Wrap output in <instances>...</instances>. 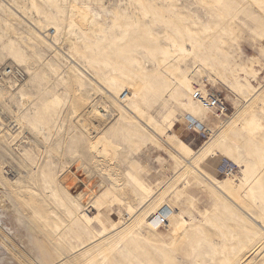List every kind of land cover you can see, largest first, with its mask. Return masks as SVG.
<instances>
[{
    "label": "rangeland",
    "instance_id": "rangeland-1",
    "mask_svg": "<svg viewBox=\"0 0 264 264\" xmlns=\"http://www.w3.org/2000/svg\"><path fill=\"white\" fill-rule=\"evenodd\" d=\"M7 68L0 264H264V0H0Z\"/></svg>",
    "mask_w": 264,
    "mask_h": 264
},
{
    "label": "built area",
    "instance_id": "built-area-1",
    "mask_svg": "<svg viewBox=\"0 0 264 264\" xmlns=\"http://www.w3.org/2000/svg\"><path fill=\"white\" fill-rule=\"evenodd\" d=\"M26 74L20 68H7L5 71L0 72V80L4 82H11L15 85L21 84L25 81ZM193 100L200 102L209 112L214 114L216 117L224 119L229 118L231 113L230 106L223 96L219 94H213L205 89L196 87L192 96ZM189 125L195 131L198 129H203L204 125L196 121L194 118L190 117L188 119ZM228 175H232L233 171L226 170ZM161 225L167 224V217L164 215L160 219Z\"/></svg>",
    "mask_w": 264,
    "mask_h": 264
},
{
    "label": "bare ground",
    "instance_id": "bare-ground-1",
    "mask_svg": "<svg viewBox=\"0 0 264 264\" xmlns=\"http://www.w3.org/2000/svg\"><path fill=\"white\" fill-rule=\"evenodd\" d=\"M1 81V80H0ZM193 93H194V89H193ZM193 93H192V96H193ZM122 98H121V101H126L127 99H129V94H128V92H126V93H124V94H122V96H121ZM195 101V100H194ZM196 103H198L202 108H204L205 110H207L200 102H197V101H195ZM98 107H96L95 106V108H93V110H94V113H95V115L96 114H98V115H96V117H99V118H106L107 117V115H106V111H108V108H104V113H102V112H100V111H98V109H97ZM208 111V110H207ZM209 112V111H208ZM91 113V112H90ZM93 113V112H92ZM110 117V116H109ZM108 117V118H109ZM193 118V117H192ZM100 120V119H99ZM196 120V119H195ZM103 121V120H102ZM106 121V120H105ZM196 121H198L199 123H201V124H203L201 121H199V120H196ZM104 122V121H103ZM16 125H15V127H19L18 129H17V132H18V130L20 131V129L22 128V122L20 121V120H16ZM169 124V122L166 124V126ZM167 128V127H166ZM104 138V137H103ZM104 140L105 139H99V141L98 142H96V143H93L92 144V149H93V151H95L98 155H100V156H103V157H108L109 155H108V153L110 152L109 151V148L111 147L110 146V144H107V142H106V144H105V142H104ZM181 146H182V148L187 152V153H190L191 152V149L186 145V144H184V143H181ZM101 147V148H100ZM221 167V166H220ZM219 167V168H220ZM218 168V169H219ZM128 174V173H127ZM228 176H230V175H228ZM230 177H232V176H230ZM130 179H133L134 181H136L139 185H140V187H141V189H143V190H149L148 188H146V186H144L143 184H140L139 183V181L136 179V178H134L132 175H130ZM112 181L113 182H115L116 184H119V182L116 180V179H114V178H112ZM151 192V191H150ZM168 208L170 211H169V213H167V219L168 218H170L171 216H174L176 213H178L175 209H174V207L170 204V203H168V202H165V204L161 207V208H159L155 213V216H154V218L152 217V219L151 220H149L148 221V224L152 227V228H154V229H157V230H159V228H162L163 229V225H161V220L160 219H162V217L166 214V211H165V208ZM162 211V212H161ZM186 220V219H185ZM168 221V220H167ZM168 223V222H167ZM163 231V230H162ZM174 231V230H173Z\"/></svg>",
    "mask_w": 264,
    "mask_h": 264
},
{
    "label": "crops",
    "instance_id": "crops-1",
    "mask_svg": "<svg viewBox=\"0 0 264 264\" xmlns=\"http://www.w3.org/2000/svg\"><path fill=\"white\" fill-rule=\"evenodd\" d=\"M171 127H170V122H169V124L167 125V129L169 130ZM181 143H184L183 141H181ZM184 144H186V143H184Z\"/></svg>",
    "mask_w": 264,
    "mask_h": 264
}]
</instances>
